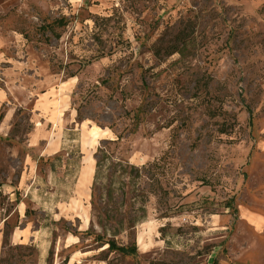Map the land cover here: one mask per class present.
I'll return each instance as SVG.
<instances>
[{
    "label": "rangeland",
    "instance_id": "rangeland-1",
    "mask_svg": "<svg viewBox=\"0 0 264 264\" xmlns=\"http://www.w3.org/2000/svg\"><path fill=\"white\" fill-rule=\"evenodd\" d=\"M5 31L0 264H264V0H0Z\"/></svg>",
    "mask_w": 264,
    "mask_h": 264
},
{
    "label": "crops",
    "instance_id": "crops-1",
    "mask_svg": "<svg viewBox=\"0 0 264 264\" xmlns=\"http://www.w3.org/2000/svg\"><path fill=\"white\" fill-rule=\"evenodd\" d=\"M24 0H22L23 2ZM16 12H19L20 7H16ZM6 14V13H5ZM8 15V14H7ZM10 32H15L17 35V31H10ZM10 42V33L9 31H5V32H0V46H4L7 45ZM64 84H67V82H64ZM58 112V111H57ZM55 113V115L57 116L58 113ZM61 133L57 135V138H52V139H48L46 146H45V151L48 152V154H53L56 153L60 148H61ZM82 144L83 141L80 139L79 140V148L81 150L82 148ZM49 150V151H48ZM82 153V152H81ZM82 157V156H81ZM82 171V170H81ZM81 173V172H80ZM78 184H79V179H78Z\"/></svg>",
    "mask_w": 264,
    "mask_h": 264
},
{
    "label": "bare ground",
    "instance_id": "bare-ground-1",
    "mask_svg": "<svg viewBox=\"0 0 264 264\" xmlns=\"http://www.w3.org/2000/svg\"><path fill=\"white\" fill-rule=\"evenodd\" d=\"M94 133H95V135H98V136H104V135H107L108 132L106 130H99L98 129V130H95ZM85 144H86V142L83 141V145H85ZM93 171H94L93 159H91L90 157H87L84 160V165H83L80 177H79V185L80 186H82V187L87 186V184L89 183V181L92 177Z\"/></svg>",
    "mask_w": 264,
    "mask_h": 264
},
{
    "label": "trees",
    "instance_id": "trees-1",
    "mask_svg": "<svg viewBox=\"0 0 264 264\" xmlns=\"http://www.w3.org/2000/svg\"><path fill=\"white\" fill-rule=\"evenodd\" d=\"M1 118H2V115L0 114V120H1ZM108 244H109L110 247H114V242L113 241L108 242Z\"/></svg>",
    "mask_w": 264,
    "mask_h": 264
}]
</instances>
